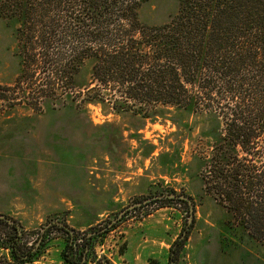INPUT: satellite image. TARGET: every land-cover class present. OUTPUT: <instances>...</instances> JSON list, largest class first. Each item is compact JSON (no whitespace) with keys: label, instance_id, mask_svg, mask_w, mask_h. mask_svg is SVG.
Segmentation results:
<instances>
[{"label":"trees","instance_id":"1","mask_svg":"<svg viewBox=\"0 0 264 264\" xmlns=\"http://www.w3.org/2000/svg\"><path fill=\"white\" fill-rule=\"evenodd\" d=\"M149 1L5 0L0 14L18 22L21 71L4 90L19 99L16 105L36 110L69 99L117 115L152 117L168 107L206 116L212 127L201 138L210 139L197 149L205 191L264 244V0H180L172 18L155 25L141 18ZM88 61L91 80L79 87L76 77ZM183 194L189 200L180 203L195 212L194 198ZM159 200L160 206L174 201ZM115 225L81 232L53 222L36 246L6 215L0 246L10 258L0 264L32 263L53 229L66 234L67 264H111L97 259L92 244ZM185 232L171 247L170 264H178Z\"/></svg>","mask_w":264,"mask_h":264},{"label":"rangeland","instance_id":"2","mask_svg":"<svg viewBox=\"0 0 264 264\" xmlns=\"http://www.w3.org/2000/svg\"><path fill=\"white\" fill-rule=\"evenodd\" d=\"M179 5L180 0H151L141 18L165 23ZM17 27L16 19L0 14V94L7 95L0 98V214L21 224L28 245L37 244L49 223L91 231L138 201L175 191L194 198L193 218L180 201L130 211L93 240L97 259L170 264L171 247L188 228L178 264H264V244L205 191L197 149L210 139L201 138L212 127L206 116L168 107L152 117L117 115L101 104L69 99L45 101L41 110L16 105L19 99H9L4 87L21 71ZM91 71L88 61L76 77L79 87L89 83ZM66 243V234L53 229L30 264H67ZM4 256L10 258L9 250L0 246Z\"/></svg>","mask_w":264,"mask_h":264},{"label":"flooded vegetation","instance_id":"3","mask_svg":"<svg viewBox=\"0 0 264 264\" xmlns=\"http://www.w3.org/2000/svg\"><path fill=\"white\" fill-rule=\"evenodd\" d=\"M182 196H184V198L182 197ZM166 198H172V199H174V201H177V202H179L180 201V199H183V200H189L188 199V197L185 195V194H183V193H181V194H179V193H174V192H164V193H158V194H155V195H153V196H150L149 198H147V199H144V200H141V201H138V202H136V203H134L133 205H130V206H128L127 208H125L123 211H125L124 213H123V215L119 218V215L115 218V219H113L110 223H109V225L111 226L112 224H114V223H118L123 217H125L130 211H133V210H136V209H139V208H142V207H146V206H149V205H152V204H155V203H160L161 201L159 200V199H166ZM122 211V212H123ZM194 207L192 206L191 207V213H190V216H192V218H193V216H194ZM6 217V215H4V214H0V218H5ZM7 219H8V217H7ZM55 222H57V221H55ZM53 223V222H52ZM50 224V223H49ZM106 225V224H105ZM101 226H104V225H101ZM47 227V226H46ZM44 231H45V228H44V230H43V233H42V235L40 236V238H39V241L37 242V244H36V246H39L40 244H41V242H42V240L44 239V237H43V234H44Z\"/></svg>","mask_w":264,"mask_h":264},{"label":"water","instance_id":"4","mask_svg":"<svg viewBox=\"0 0 264 264\" xmlns=\"http://www.w3.org/2000/svg\"><path fill=\"white\" fill-rule=\"evenodd\" d=\"M184 198V196H182ZM125 211H123L120 215H119V218L123 215ZM192 217V216H191Z\"/></svg>","mask_w":264,"mask_h":264}]
</instances>
